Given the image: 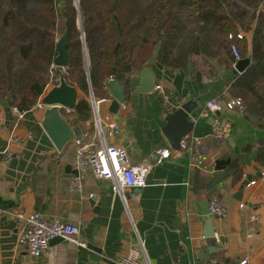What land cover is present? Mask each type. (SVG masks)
<instances>
[{"label":"crops","instance_id":"crops-1","mask_svg":"<svg viewBox=\"0 0 264 264\" xmlns=\"http://www.w3.org/2000/svg\"><path fill=\"white\" fill-rule=\"evenodd\" d=\"M147 64L155 85L174 97L170 106L155 87L149 93L134 92ZM233 74L225 69L213 77L198 76L191 69L164 67L155 59L133 63L125 108L113 115L108 111L111 100L100 105L101 118H115L121 130L115 137L106 135V141L127 150L122 194L114 191L112 181L91 174L82 192L69 191L70 174L64 171L74 141L58 153L40 126L43 106L36 103L21 112L0 102V207H5L0 208V264H116L139 245L152 264H239L243 257L248 264H264V161L257 160L258 149L264 148V128L226 100ZM211 98L220 102V111L204 109ZM183 105L189 107L194 127L178 156L162 128L166 115ZM72 111L70 122L83 125L82 135H91L92 110L85 122H75ZM247 145L251 149L244 151ZM161 149L171 156L157 163ZM167 161L183 169H168L163 166ZM248 176L256 182L250 184ZM213 195L224 202L228 216L211 218L215 234L207 238L204 222L209 216L202 215L201 206ZM17 209L76 225L87 247L61 240L49 243L39 257L30 255L15 243Z\"/></svg>","mask_w":264,"mask_h":264},{"label":"trees","instance_id":"trees-1","mask_svg":"<svg viewBox=\"0 0 264 264\" xmlns=\"http://www.w3.org/2000/svg\"><path fill=\"white\" fill-rule=\"evenodd\" d=\"M64 31L70 54L64 77L83 94L75 122L91 117L90 91L110 97L111 77L127 96L135 61L186 69L198 56L233 70L235 45L250 63L229 79L230 100L264 128V0H0V102L21 112L36 105ZM63 115L73 125L70 112ZM257 160L264 161V148Z\"/></svg>","mask_w":264,"mask_h":264},{"label":"built area","instance_id":"built-area-1","mask_svg":"<svg viewBox=\"0 0 264 264\" xmlns=\"http://www.w3.org/2000/svg\"><path fill=\"white\" fill-rule=\"evenodd\" d=\"M238 36L240 37V35ZM231 51L235 62L238 61L240 55L235 45H231ZM155 88L160 89L161 86L155 85ZM161 97L168 106H170L171 100L174 99L171 93H166L162 90ZM109 100H111V97L106 99L95 98L93 95H89L88 101L94 116V130L91 135L85 134L74 140L75 148L70 159L71 173L67 187L71 192H82L84 181L87 175L91 174L95 178L112 181L114 191L122 194L121 177L127 171L129 161L124 145L110 144L106 141V135L115 137L121 131L119 123L115 118L111 117L108 120L101 118L100 105L103 101ZM119 108L124 109V103H121ZM204 109L211 112L220 111L222 105L216 98H211L205 102ZM63 110L65 113H69L71 108H64ZM186 142L187 136L183 138L181 145H185ZM192 152L190 150V156L196 161ZM180 153V151H175V155L180 156ZM170 156L171 152L169 150H159L157 163H163ZM255 182L256 180L253 179L249 183L254 184ZM208 207L209 217L212 219L223 220L228 216L226 205L217 196L213 195L209 199ZM14 218L19 222L15 238L16 245L24 247L34 257L41 256L48 248L50 241L56 237L80 248L87 247V242L81 237L80 229L76 225L59 221L51 222L45 219L39 212L25 211L23 209H17L14 213ZM250 218L255 219V215H251ZM248 262V257H243L239 264H248ZM116 264L152 263L149 261L142 245H139L129 249L125 255L118 258Z\"/></svg>","mask_w":264,"mask_h":264},{"label":"water","instance_id":"water-1","mask_svg":"<svg viewBox=\"0 0 264 264\" xmlns=\"http://www.w3.org/2000/svg\"><path fill=\"white\" fill-rule=\"evenodd\" d=\"M80 25V23H79ZM67 32L56 41V56L53 61L54 71L58 76L56 84L49 89H46L37 101L39 106H43V114L40 120V126L43 131L58 151L62 153L63 149L76 138L85 133L83 125H71L63 115L64 108H74L80 99V93L76 86L69 84L65 77L64 71L69 66L70 54L66 48ZM250 63L249 58L239 59L233 67V73H241L243 69ZM139 85L134 88L137 93H149L155 87L154 73L150 65H145L139 72ZM108 93L111 97L108 111L111 114H116L121 103L125 101V89L114 77H111L108 82ZM90 95L92 92L90 91ZM190 109L188 106H178L175 110L168 113L165 117V125L162 128V133L165 136L171 149L175 151L181 150V142L194 127V121L189 118ZM164 167L175 172H181L183 167L172 162H165ZM201 167V166H200ZM66 174L71 173V164L65 165ZM251 177L248 176L249 181ZM202 215L209 216L208 202L205 201L201 206ZM207 238L214 237L215 230L213 220L207 217L204 222ZM62 239L56 237L50 241L54 243Z\"/></svg>","mask_w":264,"mask_h":264},{"label":"rangeland","instance_id":"rangeland-1","mask_svg":"<svg viewBox=\"0 0 264 264\" xmlns=\"http://www.w3.org/2000/svg\"><path fill=\"white\" fill-rule=\"evenodd\" d=\"M186 69H191L194 72L199 71V72H201V75L205 76V77H213L214 74H219L222 70V68H220V67L217 68L214 60L207 61L206 59H203V58L198 57V56L197 57L193 56L190 58L188 66ZM50 75H51V80L48 83V85L46 86V89H49L50 87H52L58 80V76L54 71H51ZM226 96H227L226 100L228 98H230L228 93ZM236 104H237L236 100H235V102L233 101V103L231 104L232 109H235Z\"/></svg>","mask_w":264,"mask_h":264}]
</instances>
